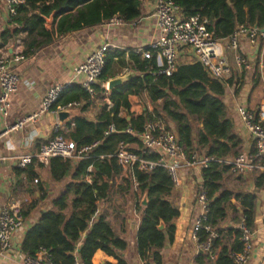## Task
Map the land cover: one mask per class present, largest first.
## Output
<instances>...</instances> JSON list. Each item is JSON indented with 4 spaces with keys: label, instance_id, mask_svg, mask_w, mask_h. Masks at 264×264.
Returning <instances> with one entry per match:
<instances>
[{
    "label": "trees",
    "instance_id": "1",
    "mask_svg": "<svg viewBox=\"0 0 264 264\" xmlns=\"http://www.w3.org/2000/svg\"><path fill=\"white\" fill-rule=\"evenodd\" d=\"M144 1L24 0L0 34V49L8 47L12 40L26 33L33 41L25 55H34L52 45L60 36L97 27L114 17H121L125 23L134 25L142 16ZM173 1L180 7L185 19L197 14L207 19V27L214 32L217 40L229 38L241 25L264 29V0ZM53 12H56L55 23L51 26L37 15L40 13L49 18ZM125 55L119 51H108L101 81H108L115 60L125 61ZM128 61L140 76L108 94L112 107L105 103L95 121L84 116L75 117L66 124L65 131H60L75 142L78 150L95 143L98 146L77 164L70 160L64 162L61 158L51 160V178L61 183L71 177V182L53 200V209L42 213L38 222L28 230L22 244L23 253L34 257L40 249H45L52 255L55 264H76L77 261L92 264L95 253L103 251L117 259L118 264H129L122 256L128 249V243L117 235L106 211L99 215L100 204L113 202L116 178L123 175L113 156L120 142L127 143L132 152L147 160L158 162L162 159L160 151L148 150L144 153L140 140L146 123L156 115L165 122L169 131L176 133L180 147L188 156L197 152L206 153L217 161L202 171V191L209 201L204 226L216 231L218 237L213 241L211 253L199 254L196 264H235L233 254L243 251L242 232L236 226L243 217L253 232L259 203L255 191H243L245 181L241 176L234 180V184H229L228 176L232 174L230 166L224 163L243 153L244 142L235 132V121L229 116L224 101L226 88L238 82L234 77L227 82L212 78L200 63L179 65L168 77L155 73L158 71L155 59L143 60L141 55L131 52ZM106 93L101 85L95 86L94 97L82 87L68 86L53 108L83 101L82 113H86L93 100L102 99ZM145 93L155 105V111L133 117L129 98ZM128 117L131 119L128 120ZM111 126L115 132L106 135ZM129 129L132 133H128ZM102 156L103 159L100 158ZM35 162L33 160L26 169H16L17 177L26 175L34 181ZM134 179L140 196H147L148 199L146 207L137 203L138 209L143 208L137 250L142 260L162 264L163 251L168 243L174 241L176 221L181 217V212L170 200L176 186L169 170L159 166L150 173L133 169L117 190L137 198L139 194L135 192ZM255 189H264V175L256 179ZM36 208V203L24 206V219ZM161 224H164L163 230L159 229ZM208 236L205 229L200 230L199 243L206 242Z\"/></svg>",
    "mask_w": 264,
    "mask_h": 264
},
{
    "label": "crops",
    "instance_id": "2",
    "mask_svg": "<svg viewBox=\"0 0 264 264\" xmlns=\"http://www.w3.org/2000/svg\"><path fill=\"white\" fill-rule=\"evenodd\" d=\"M155 5L156 0L144 1L142 16L136 25L113 27L104 23L97 27L68 33L58 37L52 45L38 50L34 55H25L33 41L26 33L9 43V49H19L26 60L16 68L20 76L19 91L11 97L9 115L7 118H0V210L16 204L24 207L31 203H36L37 208L15 232L10 250L5 254L0 253V264H24L25 254L22 251V244L26 233L38 222L42 213L53 209V200L58 198L66 185L71 182V177H68L63 182L56 183L51 178L49 166H40L37 162L34 164L36 172L34 179L39 180L37 184L26 175L17 177L15 173V170L19 169L17 159L24 155H35L42 145L56 136L57 127L65 131L66 124L75 117L84 116L90 121H95L105 103L109 108L112 107L107 98L110 94L109 83L115 80L125 83L140 76L129 66L128 55L131 52H139L141 55L160 40L161 35L154 17ZM9 21L6 0H0V34ZM221 42L232 68V78L234 77L235 82L239 84L234 83L233 86L226 88L224 101L229 116L235 121V132L244 142L243 153L252 154L255 152V143L241 121L237 108L238 105L243 104L250 110L256 111L264 102V41L252 46L246 38L241 39L238 53L247 60L250 69L237 63L236 52L228 49V39ZM104 44L110 46L109 51L125 53V61L116 59L109 71L108 81H99L97 85H101L107 93L102 99H94L88 112L82 113L85 103L81 101L82 108L70 110L74 116L61 122L58 109L64 105H58L52 112L42 115L37 123L28 124L21 131L4 134L23 116L38 112L44 96L51 87L67 83L82 87L84 78L76 76L75 68L83 64L90 54ZM194 63L197 61L193 50L181 48L178 52L177 66ZM129 101L133 117L143 115L147 111L154 113L156 108L146 93L141 96H131ZM122 114L126 116L124 112ZM73 162L77 164L78 160ZM261 167L262 161L257 160L255 168L241 176L245 181L243 191H255L259 196L252 238L253 254L247 264H264V189L260 191L255 189L256 179L264 175ZM7 171L9 175L5 174ZM179 176L181 185L175 187L170 200L181 212V217L176 221L177 231L174 241L168 243L163 251L162 264H196L195 260L201 254L199 243L194 238V224L203 213L198 202L203 185L202 171L182 169ZM125 178L124 174L116 178L113 202L100 204L99 215L106 211L117 235L127 241L128 249L122 254L123 258L129 264H141L143 260L137 250V233L143 208L138 209L137 203L144 207L142 202L145 197H141L140 193H138L139 198L133 197L130 193H120L117 188L123 184ZM234 182L236 181L232 180V184ZM92 264H118V260L103 251H97Z\"/></svg>",
    "mask_w": 264,
    "mask_h": 264
},
{
    "label": "built area",
    "instance_id": "3",
    "mask_svg": "<svg viewBox=\"0 0 264 264\" xmlns=\"http://www.w3.org/2000/svg\"><path fill=\"white\" fill-rule=\"evenodd\" d=\"M24 4V0H6L9 18L16 14L17 7ZM154 17L157 28L160 32V40L153 44L149 50L141 53L143 60H156L158 71L157 74H163L171 77L177 70V57L181 48H190L195 54L197 63H200L212 78L227 82L232 79L233 72L229 64L225 47L222 40L215 38L214 32L208 29V20L200 14L185 19L182 15L180 7L173 0H156ZM113 27H123L125 23L121 17H114L108 22ZM139 21L136 23L138 24ZM134 24V25H136ZM258 27H250L241 25L228 39V49L236 52V61L239 65L250 69L247 60L239 52L241 39L246 38L250 45L256 46L260 41H264V32ZM110 49L108 44H104L95 50L86 61L75 68L76 76L84 78L81 86L92 97L95 96V86L99 83L106 65L107 53ZM136 54H139L137 52ZM25 56L19 49L9 47L0 49V118H7L11 109V97L19 91L20 76L17 73V66L24 62ZM153 71V68H151ZM239 85V84H238ZM71 86V83L58 84L51 87L44 96L41 108L38 112L23 116L13 126L9 127L4 134L10 132L21 131L28 124L37 123L42 115L53 111L54 105L58 102L65 88ZM82 102L68 103L60 107L58 112L78 110L82 108ZM238 113L241 121L245 125L247 131L255 143V152L252 154H240L232 160L225 161L230 166V172L236 177L245 175L256 166V161H262L264 170V102H262L258 110L253 111L245 105H238ZM60 128L55 129L56 136L41 146L35 155H24L17 159L18 168L26 169L27 166L36 160L40 165L48 167L54 158H61L64 162L80 160L88 155L94 148L98 146L95 143L89 147H83L78 150L73 140L60 133ZM115 128L111 126L106 135L113 134ZM132 133V130H128ZM144 148L143 152L148 150L160 151L163 157L158 162L150 161L142 156L132 152L125 142H120L117 151L113 155L118 165L122 168L123 174L127 176L133 169L139 172L150 173L159 166H165L174 181L176 187L181 185L179 172L182 169L203 171L216 160L209 157L206 153H193L188 156L183 148L180 147L175 132L169 131L165 122L157 117L146 123L144 132L140 135ZM101 159L104 156L100 157ZM217 162V161H216ZM9 175L7 171L5 173ZM39 180H35V184ZM135 192L139 193L138 183L134 179ZM203 213L194 224L195 240L199 243L198 232L205 229L209 234L208 239L203 244L199 243V251L203 253H211L213 241L218 237L216 231L208 226H204L207 220V210L209 201L206 193L202 191L199 195ZM23 206L16 204L4 207L0 210V253H7L11 246L15 232L24 224L22 213ZM241 230L243 242V251L234 253L233 259L235 264H247L253 254V232L247 226L245 218H241L240 223L236 226ZM214 258V257H212ZM24 264H55L52 255L45 249H40L36 256L25 255ZM76 264H81L77 261ZM141 264H150L149 261L143 260Z\"/></svg>",
    "mask_w": 264,
    "mask_h": 264
},
{
    "label": "water",
    "instance_id": "4",
    "mask_svg": "<svg viewBox=\"0 0 264 264\" xmlns=\"http://www.w3.org/2000/svg\"><path fill=\"white\" fill-rule=\"evenodd\" d=\"M55 14H56V12H53V14L48 18V17L42 16L40 13H37V15L40 16V17H42L45 20L46 24L49 25V26L54 25V23H55ZM261 31L264 32V29H262ZM11 50L12 49H9V51H11ZM122 84L123 83L120 80L112 81V82L109 83V89L108 90L111 92L114 88H116V87H118V86H120ZM73 116H74V114L71 111H62V112L59 113V119H60L61 122H65L66 119H68L70 117H73ZM127 119L130 120L131 117H128ZM142 205L145 206V207L148 205L147 196H145V198H144V200L142 202ZM159 229L160 230H163L164 229V224H161V226L159 227ZM201 254H202V252H201Z\"/></svg>",
    "mask_w": 264,
    "mask_h": 264
},
{
    "label": "rangeland",
    "instance_id": "5",
    "mask_svg": "<svg viewBox=\"0 0 264 264\" xmlns=\"http://www.w3.org/2000/svg\"><path fill=\"white\" fill-rule=\"evenodd\" d=\"M237 178H239V177H236V176H233V175H231L230 177L228 176L229 184L231 185L232 184V180H236Z\"/></svg>",
    "mask_w": 264,
    "mask_h": 264
}]
</instances>
